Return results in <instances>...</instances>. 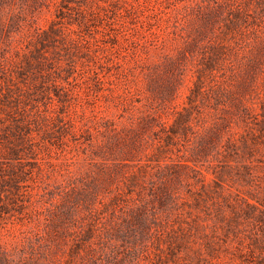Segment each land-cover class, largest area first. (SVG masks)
<instances>
[{
	"label": "rangeland",
	"instance_id": "1",
	"mask_svg": "<svg viewBox=\"0 0 264 264\" xmlns=\"http://www.w3.org/2000/svg\"><path fill=\"white\" fill-rule=\"evenodd\" d=\"M76 1L79 10L71 18L74 22L67 23L74 31L67 29L66 33L77 40L44 50L42 77L37 81L39 87L50 92L57 102L55 91L61 94L65 89V97L71 102L70 112L80 130L77 138L70 137L65 144H51L37 155L32 153L20 159L5 153L1 145L3 139H0V181L10 176L13 168L17 172L20 168L32 169L31 173H21L23 178L17 182L15 201L9 205L10 211L1 213L0 264L5 260L8 264H264L262 246L256 247L254 254L250 252L261 242V223L241 216L236 231L227 234L226 218L216 215L211 201L207 207L193 212V219L195 212L199 214L195 217L200 232L189 242L188 248L183 247L175 256L168 248L172 241L168 234L163 236L157 232L148 235L144 242L131 240L120 245L121 240L107 236L111 212L104 208L102 198L110 196L111 192L104 194L100 188L103 179L98 176L105 157L100 144L112 134L105 121L114 120L118 125L125 123L121 116L122 104L112 98L120 96L128 83L132 88L145 87V75L149 72L159 79L177 75L180 81L177 100L183 102L192 85L193 68L208 59L212 45L223 43L231 47V54L235 50L240 57L247 49V41H253L254 34L245 37L239 30L218 31L219 24L225 28L224 22L229 20L227 10L219 21L210 20L209 25L202 22L214 5L219 2L226 5L229 0ZM59 4L60 0H0V16L5 22L0 31V59L6 58L12 63L10 72L17 80L19 68L14 60L22 59L31 34L35 29H45L49 25ZM123 4H131L135 12L126 13ZM243 17V30L247 25L257 34H263L264 0H249ZM80 18L85 19L87 28L79 25ZM205 26L209 27L207 31L200 33ZM114 34H117L116 38L112 36ZM189 36H198L199 48L190 59H181L186 67L182 76L178 74L179 68H174L172 74V67L168 70L163 64L168 57L175 61L180 59L181 48ZM68 63H74L75 69L66 77L63 68ZM259 82V95L264 98V74ZM243 129V126L236 127L239 132ZM155 144L158 142L146 144L136 151L135 158H141L136 161H146L157 170L167 171H174L181 165L182 152L174 146L172 151L163 150L161 162L168 164L158 167L157 157L151 154ZM256 156L262 161L256 159L251 163L255 166L254 171L262 174L264 153L258 152ZM189 163L205 174L207 182H212L213 171L219 168L217 161ZM188 172L194 175L190 178L193 189L200 191L199 176L193 170ZM225 176L229 180V175ZM71 179L78 181L73 191L78 201L70 204L71 214L66 217L57 213L54 219L59 222L53 227L48 222L47 209L66 205L63 187L58 185H68ZM226 184L232 189L231 201L238 207H244L238 193L253 200L242 180ZM93 188L92 194L96 190L97 195L90 201L89 192ZM85 195H88L87 200L82 199ZM225 208L228 213L232 212L230 207ZM208 240L215 242L216 255L206 254V258L199 261L192 256V248L201 243L203 251H207L205 242Z\"/></svg>",
	"mask_w": 264,
	"mask_h": 264
},
{
	"label": "trees",
	"instance_id": "2",
	"mask_svg": "<svg viewBox=\"0 0 264 264\" xmlns=\"http://www.w3.org/2000/svg\"><path fill=\"white\" fill-rule=\"evenodd\" d=\"M248 2L229 0L226 5L219 2L202 19L205 25H209L210 20L215 22L225 17L223 12L227 10L233 17L229 15V20L224 22L226 30L219 24L218 31L239 30L248 37L254 34L253 41H247V49L240 57L235 50L231 54V47L223 43L212 45L208 59L193 68L192 85L183 102L177 100L180 82L177 75L159 79L150 72L145 75V87L132 88L128 83L120 96L112 98L122 104L121 116L125 123L118 125L114 120L105 121L112 134L100 144L105 157L98 176L103 179L100 188L104 194L111 192L110 196L102 198L104 208L111 212L107 236L121 240L120 245L131 240L144 242L148 235L158 232L171 236L168 248L175 256L183 247L188 248L189 242L195 240L200 232L196 218L199 214L195 212L197 216L193 219V212L207 207L211 201L216 215L226 218L224 227L227 234L236 231L241 216L261 223V242L250 252L254 254L259 246L264 249V173L255 172L251 163L256 159L262 161L256 154L264 153V98L259 95V78L264 74V30L260 35L247 25L244 30L241 28ZM77 4L76 0H60L49 25L45 29L34 30L22 59L14 60L19 68L18 80L10 72L12 63L6 58L0 59V139H3L4 152L13 158L20 159L32 153L37 155L51 144H65L70 137L77 138L80 129L70 112L71 102L65 97V89L61 94L55 91L58 103L50 92L39 87L37 81L42 77L40 71L46 58L44 50L77 40L66 33L67 29L74 31L67 23L74 22L71 18L79 10ZM122 6L128 14L135 12L131 4ZM147 23L152 24L150 20ZM4 25L0 16V31ZM79 25L88 27L82 18ZM207 28H201L200 33H205ZM117 29L120 30L119 27ZM112 36L116 38L117 34ZM197 37L189 36L181 48L180 59L175 61L168 57L163 64L165 69L172 67L173 74V69L179 68L178 74L182 76L186 67L181 59L194 56L199 48ZM74 69V63H68L63 68L66 77ZM239 126L244 128L240 132L236 130ZM156 141L158 145L155 144L151 154L157 157V166L168 164L161 162L163 150L172 151L177 146L183 160L177 169L157 170L146 161H136L141 158H135V152ZM212 161L219 165L213 171L212 182H207L205 174L189 163L198 165ZM189 169L195 171L201 181L198 192L192 187L190 178L194 175L188 172ZM20 170L17 172L13 168L11 175L0 181V216L3 211H10L9 205L15 201L14 193H18L15 189L19 188L17 182L23 178L21 173L32 172V169ZM239 180L243 181L247 194L254 200L238 193L243 200V208L231 201L232 189L226 184ZM77 185L78 181L73 179L68 185H58L63 187L66 205L47 209L48 222L53 227H57L59 222L54 219L58 212L64 215L63 218L71 214L70 204L78 201L73 193ZM94 189L89 192L90 201L97 195L96 190L92 194ZM82 199L87 200L88 195ZM226 206L232 212L228 213ZM205 245L207 251H203L201 243L192 248V256L199 261H203L206 254L216 255L214 241L208 240ZM3 264H8L7 260Z\"/></svg>",
	"mask_w": 264,
	"mask_h": 264
}]
</instances>
